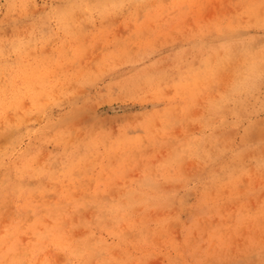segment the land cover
<instances>
[{"label": "rangeland", "instance_id": "rangeland-1", "mask_svg": "<svg viewBox=\"0 0 264 264\" xmlns=\"http://www.w3.org/2000/svg\"><path fill=\"white\" fill-rule=\"evenodd\" d=\"M0 264H264V0H0Z\"/></svg>", "mask_w": 264, "mask_h": 264}]
</instances>
